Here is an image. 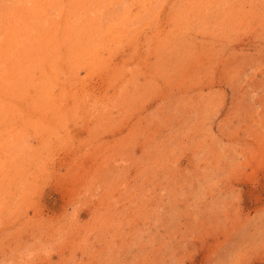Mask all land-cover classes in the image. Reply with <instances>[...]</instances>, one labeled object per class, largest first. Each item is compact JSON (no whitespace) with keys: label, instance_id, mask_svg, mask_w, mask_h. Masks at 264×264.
<instances>
[{"label":"rangeland","instance_id":"rangeland-1","mask_svg":"<svg viewBox=\"0 0 264 264\" xmlns=\"http://www.w3.org/2000/svg\"><path fill=\"white\" fill-rule=\"evenodd\" d=\"M0 115V264H264V0H0Z\"/></svg>","mask_w":264,"mask_h":264},{"label":"bare ground","instance_id":"bare-ground-1","mask_svg":"<svg viewBox=\"0 0 264 264\" xmlns=\"http://www.w3.org/2000/svg\"><path fill=\"white\" fill-rule=\"evenodd\" d=\"M83 1V0H82ZM93 1V0H92ZM95 1V0H94ZM30 5V4H29ZM33 6V5H32ZM103 6V5H102ZM94 8V7H93ZM85 9V8H84ZM138 9V8H137ZM34 10V9H33ZM139 10V9H138ZM137 10V11H138ZM95 11V10H94ZM150 11H152V10H150ZM86 14V13H85ZM82 16V15H81ZM221 16V15H220ZM72 18V17H71ZM201 20V19H200ZM205 20V19H204ZM79 21V20H78ZM8 23V22H7ZM17 23H19V22H17ZM56 23V22H55ZM92 24V23H91ZM19 27V26H18ZM89 27V26H88ZM134 27V26H133ZM20 29H21V27H20ZM55 29H57V28H55ZM76 29V27L75 28H73V32H74V30ZM79 29V28H78ZM81 29V28H80ZM31 30V29H30ZM66 30H68V28L66 29ZM106 30V29H105ZM81 31V30H80ZM80 31H78V32H80ZM134 31V30H133ZM5 32V31H4ZM47 32V31H46ZM86 32V31H85ZM69 33H71V30H70V32ZM76 33V32H75ZM89 33V31L87 32V34ZM28 34V33H27ZM90 34V33H89ZM88 34V35H89ZM66 35V34H65ZM75 35V34H74ZM83 34H81L80 35V37L82 36ZM67 36H68V34H67ZM76 37H78L77 36V33H76V35H75ZM75 36H72V37H74L73 39H75ZM84 36V35H83ZM91 36V35H90ZM12 37V36H11ZM48 37V36H47ZM69 37V36H68ZM71 37V36H70ZM96 37V36H95ZM79 38V37H78ZM78 38L76 39V41L78 40ZM86 38H87V36H86ZM19 39V38H18ZM71 39V40H70ZM73 39L72 38H69V40H70V42L72 41L73 42ZM81 39V38H80ZM80 39H79V41H80ZM83 39V38H82ZM82 39H81V43H82ZM67 41V40H66ZM86 41V40H85ZM101 41V40H100ZM16 42H17V40H16ZM19 42V41H18ZM69 42V43H70ZM72 42H71V44H72ZM78 42V41H77ZM9 43V42H8ZM23 43V42H22ZM67 44H69L68 42H66ZM85 44V43H84ZM93 44V43H92ZM3 45V44H2ZM20 45V44H19ZM28 45H29V43H28ZM86 45V44H85ZM89 45V44H88ZM17 46V45H16ZM32 46V45H31ZM70 46H72V45H70ZM101 46V45H100ZM18 51H19V49H18ZM93 53V52H92ZM16 54V53H15ZM51 54V53H50ZM7 56V55H6ZM73 57V56H72ZM2 58H3V56H2ZM71 58V57H70ZM21 60V59H20ZM36 61V60H35ZM78 61V60H77ZM74 62V61H73ZM79 63V62H78ZM9 64V63H8ZM67 64H69V63H67ZM4 65V64H3ZM78 65V64H77ZM5 66V65H4ZM20 66V65H19ZM160 66V65H159ZM162 67V66H161ZM37 68V67H36ZM23 72V71H22ZM43 72V71H42ZM54 72V71H53ZM103 72V71H102ZM132 73V72H131ZM14 74V73H13ZM57 74V73H56ZM125 80V79H124ZM126 81V80H125ZM127 83V82H126ZM125 83V84H126ZM150 84V83H149ZM24 87V86H23ZM22 87V88H23ZM47 94V93H46ZM36 95V94H35ZM25 96V95H24ZM59 104V103H58ZM44 110V109H43ZM1 116V115H0ZM19 117V116H18ZM17 118V117H16ZM1 120V119H0ZM11 121V120H10ZM12 122V121H11ZM68 122V121H67ZM17 126V125H16ZM1 130V129H0ZM58 137V136H57ZM62 138V137H61ZM63 139V138H62ZM15 143V142H14ZM3 152V151H2ZM34 153V152H33ZM31 157V156H30ZM76 160V159H75ZM5 163V162H4ZM3 163V164H4ZM13 164V163H12ZM31 170V169H30ZM7 172V171H6ZM35 173V172H34ZM73 178V177H72ZM34 178H32V180H33ZM22 182H24V180H22ZM24 187H25V185H24ZM38 189V188H37ZM28 191V190H27Z\"/></svg>","mask_w":264,"mask_h":264}]
</instances>
